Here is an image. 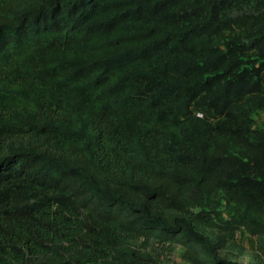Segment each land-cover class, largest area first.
Masks as SVG:
<instances>
[{
    "label": "trees",
    "instance_id": "trees-1",
    "mask_svg": "<svg viewBox=\"0 0 264 264\" xmlns=\"http://www.w3.org/2000/svg\"><path fill=\"white\" fill-rule=\"evenodd\" d=\"M0 264H264V0H0Z\"/></svg>",
    "mask_w": 264,
    "mask_h": 264
},
{
    "label": "rangeland",
    "instance_id": "rangeland-1",
    "mask_svg": "<svg viewBox=\"0 0 264 264\" xmlns=\"http://www.w3.org/2000/svg\"><path fill=\"white\" fill-rule=\"evenodd\" d=\"M175 261L177 262V263H180V260H179V256H178V254H175ZM245 262V261H244Z\"/></svg>",
    "mask_w": 264,
    "mask_h": 264
}]
</instances>
